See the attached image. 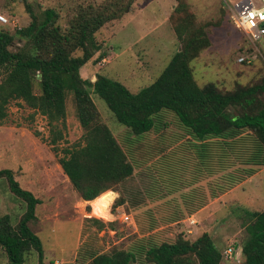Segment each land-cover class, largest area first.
Returning <instances> with one entry per match:
<instances>
[{
    "label": "rangeland",
    "instance_id": "1",
    "mask_svg": "<svg viewBox=\"0 0 264 264\" xmlns=\"http://www.w3.org/2000/svg\"><path fill=\"white\" fill-rule=\"evenodd\" d=\"M106 1L0 0V15L11 19L10 25H5L0 19V28L14 32L29 25L32 21L29 7H35V12L54 7L60 13L59 23L66 27L69 25V12L80 3L98 6ZM237 1L132 0L121 18L108 22L96 32L101 50L81 67V75L95 81L98 74H103L137 92L156 80L175 53L183 48L185 38L203 29L209 43L191 63L199 85L215 83L219 89L228 91L234 90L238 84L260 83L264 77V36L256 42L252 41L235 26L232 6ZM129 2L123 0L122 4L126 6ZM182 18L185 21L184 40L175 28ZM12 19H15L14 23ZM23 44L24 40L16 38L12 48ZM102 52L106 57L97 60ZM75 53L81 55L83 51ZM93 88L89 87L99 109L98 120L111 128L126 152L133 153L135 162H143L138 168L146 162L142 158L150 155V151L143 149H150L163 157L167 153L163 154L164 151L160 150L161 143H174L175 136L181 135L178 115L164 109L169 112L161 117L162 125L165 119L168 120L167 126H163V134L158 137L154 131L147 132L142 136V143L134 147L130 145L132 152L129 146L127 148L132 130L117 119L106 100ZM35 91L39 93L40 87H36ZM76 100L75 94L68 91L65 123H59L64 135L56 144L58 151L50 142L51 126L47 117L25 101H11L8 118L0 123V169L11 168L21 186L33 191L41 200L36 209L37 217L29 225L43 243V264H89L94 255L111 252L114 248L132 251L135 255L132 264H154L148 256L152 246L175 242L179 236L194 241L206 231L224 254L220 264H244L241 250L246 238L244 226L249 220L246 213L264 210V145L252 130L243 128L236 135L225 137V145L231 152L228 165L226 161H220L222 151L221 154L216 153L212 160H204L203 164L216 172L229 168L226 172L237 183L256 174L259 183L245 188V192L252 189L249 197L237 198L227 205L229 208L214 210L209 217L181 215V210L168 208V203L158 208L140 209L139 205L143 207L146 202L145 196L164 198L165 191L179 189L189 178L176 169L175 163L171 165L164 158L166 166L158 174V169L144 168V175L135 176L139 185L121 184L122 188L119 186L118 189L121 188V192H117L110 205L111 215L104 217L95 213L92 202L86 201L74 188L58 160L65 153L64 148L86 142V129L80 122ZM230 109L232 113L239 111L238 107ZM149 141H155L153 148L144 145H149ZM195 159L200 160L201 157L195 155ZM201 169L203 167L198 165L196 172L199 170L200 173ZM243 173L248 175L242 177ZM129 196L132 210L122 205ZM158 203L160 201L157 206ZM25 209V201L10 190L6 177H0V216L9 214L12 223L17 225ZM229 247H238L240 252L228 258L225 250ZM193 262L196 264V260ZM0 264H9L8 254L1 244ZM25 264H39L36 249L27 251Z\"/></svg>",
    "mask_w": 264,
    "mask_h": 264
},
{
    "label": "trees",
    "instance_id": "2",
    "mask_svg": "<svg viewBox=\"0 0 264 264\" xmlns=\"http://www.w3.org/2000/svg\"><path fill=\"white\" fill-rule=\"evenodd\" d=\"M122 1L107 0L104 6L80 3L69 12L66 27L59 23L60 13L54 7L40 12L29 7L32 16L29 25L14 32L0 28V123L8 118L11 101H25L47 117L50 142L58 151L56 144L64 135L59 123H65L66 98L68 91H72L80 122L86 129V142L64 148L65 153L58 160L74 188L86 200L108 189L118 190L134 172V164L111 128L98 120L99 109L89 87H94L117 119L134 134L149 131L155 126V115L170 109L197 138L234 136L247 128L264 145V77L260 83L238 84L228 91L219 89L215 83L199 85L191 63L209 39L203 29L185 38L184 18L175 24L181 39L185 38L183 48L154 82L137 92L103 74H98L95 81L81 75V67L101 50L96 32L121 18L132 4L130 0L125 6ZM16 38L24 40V44L13 49ZM77 50L83 54H76ZM105 57L102 52L97 60ZM38 86L39 93L35 91ZM231 107H238L239 111L232 113ZM0 177H6L10 190L26 203L17 225L9 214L0 216V244L8 254L9 264H25L26 253L33 248L38 252L39 264H43V243L29 225L37 217L41 200L21 186L11 168L0 169ZM122 203L123 200L119 201ZM247 214L249 220L244 226L246 238L241 250L244 264H264V210L247 211ZM148 256L154 264H195L193 260L196 264H220L224 254L211 235L204 232L194 241L179 236L175 242L154 245ZM134 257L130 250L114 248L94 255L89 264H132Z\"/></svg>",
    "mask_w": 264,
    "mask_h": 264
},
{
    "label": "crops",
    "instance_id": "3",
    "mask_svg": "<svg viewBox=\"0 0 264 264\" xmlns=\"http://www.w3.org/2000/svg\"><path fill=\"white\" fill-rule=\"evenodd\" d=\"M163 109L159 113L155 115V126L153 129H150L149 131H146L142 134H139V136H136L134 133H131V135L127 139V148H129L132 151V147H134L135 144L137 146L142 143V136L146 134L147 132L154 131L155 133L159 134L160 136L163 134V126H167L168 120L165 119L164 123L162 125L161 117L166 116V113L169 112ZM160 119V120H159ZM180 120V118H179ZM179 128L181 130V135L175 136V142L174 143H161L160 150H163V157L159 153L152 152L150 149H143L144 151H150V155L148 157L142 158V160H146L144 162V165L141 168H138L139 165L142 163H137L134 161L133 153L132 155L130 152H128V156L131 159L132 163L134 164V172L133 175L130 176L122 185L125 184H131V185H139V182L135 179V176L137 174H142L144 168L154 169L157 170V174L159 171H161L166 165L163 163V159H168L169 163L173 165L172 163L176 164V169L180 170L182 174L185 176L187 175L185 184L179 189H171L170 191H165L164 198L154 199L152 197H146V202L142 206L139 205L140 209H147V208H158L161 207L163 204H169L167 207L175 210H181V215H188L190 217L195 216H212L214 213V210H222L229 208L227 205H231L232 202L236 201L237 198L240 199V197H249V192L246 191V187L248 185H251L252 183L258 184V180L256 179L257 175H251L247 179L244 178L241 180V182L237 183V181H233L230 179L229 175L230 173H227L226 170L229 168H222L218 170L217 172L213 169H210L208 167H205L204 160H212L215 156V154H221L220 151H222V158L220 161H226V164L228 165V160L230 158V151L227 149L225 145V137L222 136H208L204 139L197 138L192 130L190 128H186L184 123L180 120L179 121ZM158 128V129H157ZM227 142V141H226ZM155 143V141H149L148 144H144L145 146L152 147V145ZM229 144V143H227ZM131 145V146H130ZM124 147V146H123ZM162 147V148H161ZM153 148V147H152ZM126 151V150H125ZM133 152V151H132ZM158 152V151H157ZM198 153V154H196ZM140 154V153H139ZM157 154V155H156ZM195 155L198 157H201L203 159L196 160ZM170 156V157H169ZM229 157V158H228ZM161 159L159 162L158 160ZM157 161V163L154 164V162ZM202 166L204 173V177L201 178V171L200 173L196 168L197 166ZM244 165L243 167H245ZM264 166V165H262ZM236 167V166H235ZM232 169V168H231ZM230 169V170H231ZM226 172V173H225ZM197 173V174H196ZM199 173V174H198ZM235 173L240 174L239 171H236ZM257 173V172H256ZM198 175V176H196ZM248 174H242V177L247 176ZM241 177V176H240ZM130 179V181H128ZM153 179V178H152ZM128 181V182H127ZM135 182V183H132ZM122 185L120 186L122 188ZM120 188V190H121ZM120 190H113L115 194H119L121 192ZM133 190L135 188L133 187ZM140 191V190H138ZM167 192V193H166ZM134 193V192H133ZM130 197V196H129ZM128 199H125V202L122 205H127V208L131 209V197ZM88 201V200H86ZM160 201L159 206H157V202ZM165 201V203H164ZM148 204V205H147ZM124 207V206H123ZM134 211L136 210L134 206H132ZM132 210V209H131ZM188 210V211H186ZM134 211H132L134 213ZM137 213V211H135ZM208 229V227H205V229ZM206 229V230H207ZM207 232V231H206Z\"/></svg>",
    "mask_w": 264,
    "mask_h": 264
},
{
    "label": "built area",
    "instance_id": "4",
    "mask_svg": "<svg viewBox=\"0 0 264 264\" xmlns=\"http://www.w3.org/2000/svg\"><path fill=\"white\" fill-rule=\"evenodd\" d=\"M232 7L235 26L252 41L260 40L264 36V0H239ZM0 19L4 24L11 23V19L3 14ZM12 20L14 23L15 19ZM239 250L238 247H229L225 250V255L228 258L235 257Z\"/></svg>",
    "mask_w": 264,
    "mask_h": 264
},
{
    "label": "bare ground",
    "instance_id": "5",
    "mask_svg": "<svg viewBox=\"0 0 264 264\" xmlns=\"http://www.w3.org/2000/svg\"><path fill=\"white\" fill-rule=\"evenodd\" d=\"M115 196H117L115 192L109 189L101 193L94 199L90 200L93 204L94 212L100 216L109 217L111 215L110 205L114 200Z\"/></svg>",
    "mask_w": 264,
    "mask_h": 264
}]
</instances>
